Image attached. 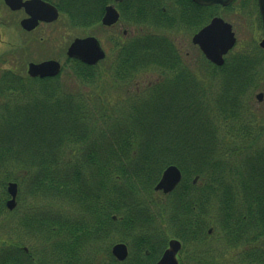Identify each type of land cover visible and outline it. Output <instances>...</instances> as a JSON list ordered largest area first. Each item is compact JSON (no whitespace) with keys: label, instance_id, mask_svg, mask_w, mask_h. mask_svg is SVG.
Segmentation results:
<instances>
[{"label":"trees","instance_id":"16d2710c","mask_svg":"<svg viewBox=\"0 0 264 264\" xmlns=\"http://www.w3.org/2000/svg\"><path fill=\"white\" fill-rule=\"evenodd\" d=\"M92 1V11L89 0H63L60 8L88 27L102 15L101 0ZM169 1L179 8L174 11ZM251 1L258 10L257 0ZM219 8L191 0H127L123 13L127 23L152 31L171 30L177 20L197 30ZM138 41L126 53L128 66L136 60L141 69L167 71L177 57L153 34ZM240 55L215 75L202 78L185 70L186 75H159L144 88L135 84L138 75H115L129 89L110 107L102 99L91 103L90 95L66 94L56 78L18 77L13 92L24 90V101L0 109V185H26L29 195L44 202L21 223L42 248L29 249L28 256L18 240L4 242L0 264H89L85 255L96 244L136 230L139 258L133 264H155L167 248L170 224L185 244L208 239L217 226L238 245L264 236V120L242 103L256 87L259 63ZM77 74L84 83L99 80L82 68ZM211 80H217V92ZM171 165L183 180L167 205L156 200L154 187ZM5 201L0 196V209ZM106 254L113 264H123L109 249Z\"/></svg>","mask_w":264,"mask_h":264},{"label":"rangeland","instance_id":"374dc122","mask_svg":"<svg viewBox=\"0 0 264 264\" xmlns=\"http://www.w3.org/2000/svg\"><path fill=\"white\" fill-rule=\"evenodd\" d=\"M59 2L60 4H62L63 0H59ZM168 3H172V8H174L173 9L174 11H176V9L179 8L175 4V2L169 1L167 2V4ZM218 7L220 8L217 12V16L222 17L227 23L232 25L233 32L235 33L237 39L233 51L225 57V60L227 62L229 61L228 64L231 65L234 58H239L238 55L242 53V55L240 56L250 57L255 62L259 63V67L255 69L256 72L259 73V75H257L258 79L254 83L256 87L248 90L247 94H245V96L242 98V103H245V105L247 106L246 109L247 111H250V114H253L255 117L258 118V120L262 119L263 121L264 100L262 103H260L256 99L257 94L259 93L264 94V75H263L264 50H261L259 48V43L263 39V31H262L259 12L256 9L255 4L251 0H235L234 3L230 5L228 8H222L221 6ZM206 8H210V7H206ZM0 14L3 16V20L2 19L1 20L6 24L1 30L0 89H5V88L13 89L15 86L19 89L20 84L15 85L16 80L18 79V77H23L27 79L28 75H4L5 73H3V71L7 69L22 71L25 67L24 64L28 62L34 55L32 54L28 55L29 52H25L23 49L21 50L20 45L22 44L23 38H21V35L19 34L16 26L11 24L10 21L8 22V19H6L5 17L6 15L3 12L1 5H0ZM70 20L71 19L67 15L62 14L61 18L59 19L57 25L54 28L46 29V34H45L46 40H44L41 43V46H39L42 48L38 58H40L41 60H48L51 58L53 59L59 57L65 59L64 52L67 49L68 45L75 38H85L88 36L96 37L102 45L104 44L109 48L108 40L113 38L111 36L112 34L104 30L100 23L95 24L91 27H82L80 25L73 26ZM176 23H177L176 26H174L173 29L171 30L156 29L152 31L151 28L142 26V24L140 26L133 23L126 24V27L124 29L127 30L126 36H130L131 38H135V37L137 38V36L143 37L145 35L151 36L153 34L154 36L161 38V40L163 39L166 40L168 44L174 46V49H177V51L180 53L178 57H181L183 59L188 70H190V72L193 74L195 73L194 75H199L202 78L204 77L206 78V76L208 75H213L216 72L218 73L221 72V68L223 69L227 65L226 61L222 67L218 68L217 66L211 64L209 61L207 60L205 61V56L203 55V53L199 50L197 46H195L192 43V39L194 35L197 34L198 31L201 30L204 26H206L207 23L198 27L199 29L197 30L196 28H192V27L187 28L182 26L179 23V20H177ZM117 31H119V28L117 29ZM57 36L58 39L56 42H54V38H56ZM11 44L17 47L16 50L18 51L16 53H12L11 50L13 48L11 47ZM37 49L38 48L36 47L33 49V51H37ZM34 58H36V55L34 56ZM106 66L107 63L106 64L102 63L97 68L99 80L97 83L94 84L84 83L76 76L78 75L77 72L76 75L72 73L69 66H67L64 73L62 75H59L56 79L58 85L61 87V89H63V91L66 94L74 95V96H77L79 93L82 94L83 96L90 95L88 99L91 101V103L97 101L98 99H102V103H104L106 107L108 106L110 107V105L113 106L117 104L116 102L121 101L123 98H125L129 88L126 85H122L120 82L116 81L114 77H112L113 75H107ZM153 67L154 66H151L150 69H147V71L145 70L146 72H143L142 75H138L136 77L135 79L136 86H139V88H144L145 86H148L149 82H155L159 80L160 76L157 75L159 72V68L157 67L153 68ZM180 69L181 68L177 69V71H179L180 73L181 72L184 73V71L186 70V69L185 70L183 69L180 70ZM205 81H207L210 85L211 83L210 81H208L207 79ZM216 82L217 80L212 81L213 85L211 86V89L214 92L218 91L217 87L215 86ZM32 86L34 87L35 85H31V87ZM38 89L39 86L36 85L35 92H37ZM21 92H24V90L22 91V89H20V91H16L12 93V95H9L8 92V100L5 101L1 98L0 101L3 100V104H4L3 106H6L7 104L10 105L9 107L16 108L24 101L23 96L25 95ZM115 108L116 107L114 106V109ZM242 114L243 117H241ZM244 115L246 114L242 110L240 117L243 119ZM263 140L264 137L260 140L259 147L263 146L264 143ZM72 155H75V153ZM11 168H9V171L13 172ZM15 172L18 173L19 171H15ZM9 183H15V182L11 181L5 183L2 186L0 185V196L2 202L10 198L9 194H7V188ZM16 184L18 185V183ZM156 194H157L156 200H158L160 203H165L167 205L172 203L173 197L168 200L165 195L160 193H156ZM170 201L171 203H169ZM17 202H18L17 203L18 207H16L12 211V213H9L6 208L0 209L1 212L0 213V253L8 248V245L4 246L2 244L7 241L11 243L12 239L13 241L18 240V242H21L22 244L25 245L26 248L31 250L39 251L42 248L41 244L38 242L36 238L25 235L24 230L21 229V223L23 221L22 217L25 211H28V215H31L32 209L35 206L36 207H39V205L40 207L41 205L44 206V202L42 203L39 198L37 199L29 195L28 187H26V185H24L22 188H20L18 185ZM25 206H27V209H25ZM65 208L69 209L70 212L72 210V212L74 213L72 207L65 205ZM174 228L171 229V224L165 227L167 246L171 239H178L176 238L175 235V232L177 230ZM223 233L224 231L222 229L220 230V228L217 226L216 232L213 231L212 236L209 237L208 240L211 244V248L214 251V253L216 251V247H218L216 246V244L218 245V242L220 241L219 242L220 249L221 250L223 249L222 251H220L221 255L223 256L224 253H226V255L223 258L220 257L222 259L219 260L218 262L211 261L214 259L213 256L211 258L206 257L205 264H242V262L243 264H252L250 261H246L243 258L244 254H243L242 246H244V244L238 245V247L235 250H231V251L224 250V246H225L224 241H226L224 238L226 236ZM139 235L140 233L137 230L132 232H126L122 235L121 234L112 235L106 241L102 243H98L93 248H91V251L86 253L85 257H87L86 259L90 258L91 263L89 264H108V263L113 264L108 258L106 251L109 249V252L111 254V248L113 245L118 243H125L129 250V257L123 264H133L139 258V254L136 249L137 237ZM191 243H192L191 241H189L187 244L184 243L186 245L185 249L189 248L190 252L192 250ZM262 245L264 247V242H262ZM189 251L188 250L185 251V253L188 255V258L191 256L190 254H188L190 253ZM214 253L211 255H215ZM193 258L195 260L197 259L195 255L193 256ZM207 259L209 261H207ZM185 263L192 264L190 258L188 260L187 257L184 261V264ZM253 264H257V263H253Z\"/></svg>","mask_w":264,"mask_h":264},{"label":"flooded vegetation","instance_id":"af4514ba","mask_svg":"<svg viewBox=\"0 0 264 264\" xmlns=\"http://www.w3.org/2000/svg\"><path fill=\"white\" fill-rule=\"evenodd\" d=\"M32 1H41V2L49 4L50 6H52L57 11L58 18H57V20H55L53 22H45V21H42V20H38L36 22L35 27L30 29V30H28V29L23 28L22 23L24 21L33 20V18L39 14L37 12L39 10L38 9V5H32L30 7H22L20 9L13 10L11 7H9L5 3V0H0V5H1L2 9H3V12L6 15L5 16L6 19H8V22L10 21L11 24L16 26L19 34L21 35V38H23L22 44L20 45L21 46V50L23 49L25 52H29L28 55H31V54L34 55V56L36 55V58H34V56H32V58L29 56L31 58L30 59L31 61L28 59L29 61L24 64L25 67H24V69L22 71L14 70V69H7V70L3 71V73H5L4 75H29V66H30V64H37L38 65V64H42V63L48 62V61H55V62L60 64L61 70H60V73L58 75H62L64 73V71L66 70L67 66H69V68L71 69L72 73L75 74V75H76V72L79 70V68H82L85 71L86 75H94V74H98L97 68L102 63L103 64L107 63V66H106L107 71H106V73H107V75H113L112 77H114L115 80H116L115 75H142L143 72H146L147 69H150L151 66L150 67L148 66V67H146L144 69L143 68L141 69L140 68V62H138L136 60H134V63H132L131 66L126 65V62H125V61H127L126 53L130 51L129 48L134 47V46H136V45H138L140 43L138 41V38H140V37H138V36H137V38L135 37V39H136V41H135V40L130 39L131 38L130 36H126L127 35V33H126L127 30L124 29V28L126 27V24H128V23L125 21L123 10L125 8V4H126L127 0H123V1L101 0V4L99 5V11H100V13L102 15H101V17L99 19V23L101 24V26H102V28L104 30H106V31H108V33L112 34L111 36L113 38L108 40L109 48L106 45H104V44L102 45L100 43L101 48H102L103 52L105 53V58L102 61H100L96 66H90V65L84 64L80 60L75 59V58H70L67 55L68 49L71 46V44L76 39H79V38H75L68 45L67 49L64 52L65 59L62 58V57L53 58V59L51 58V59H48V60H41L40 58H38L39 54L41 53V48H42V47H39V46H41V43L44 40H46L45 39L46 29L47 28H54L57 25L59 19L61 18L63 12L61 11V8H60L61 4H60L59 0H22L23 3L32 2ZM89 3L91 4L90 8H91V11H92V9H93V1L89 0ZM109 7H113L116 10V12L119 15V19L113 26H104L102 24V20H103L105 14H106L107 8H109ZM215 17H217V16H214L209 21V23ZM1 19L3 20V16L0 14V33H1L2 28L6 25L5 22H3ZM70 21H71V24L73 26H77L78 25L75 17L71 18ZM91 26H93V25H91ZM91 26H88V27H91ZM118 28H119V31H117ZM88 37H94V36H88ZM85 38H87V37H85ZM57 39H58V36L56 38H54V42H56ZM260 43H259V48L261 50H264V48H262L260 46ZM0 45H1V42H0ZM11 47L13 48L11 50L12 53H16L18 51V50H16L17 47H15V45L11 44ZM36 47L38 48L37 51H33V49L36 48ZM173 52H175L177 57L174 58V61L168 66L167 71H164L163 67H159V72L160 73L159 72H158V74L156 73L157 75H186L187 74L186 72H185L186 73L185 74L183 72L180 73L179 71H177L178 68H181L183 70H185V69L188 70V68L186 67L185 62L183 61V59L181 57H178V55H180V53L177 51V49H174V46H172L171 53H173ZM231 52H229L228 55ZM153 68H156V67L154 66ZM153 71H155V70H153ZM35 79H37V78H35ZM53 79H55V78H53ZM152 83L153 82H149L148 86H151ZM137 87H139V86H137ZM8 92H9V95H12V93H14L13 89H10V88L0 89V99L2 98L3 100L7 101L8 100ZM257 95H256V97H257ZM9 99H10V97H9ZM3 100L0 101V109L8 108L10 106V105H7V104H6V106H3L4 105L3 104ZM263 100H264V96H263ZM263 100H262V102H263ZM262 102H260V103H262ZM182 180H183V175H182ZM198 181H199L198 178H194L192 184L197 186V185H199ZM179 185L176 187V189L173 192H171V193H169L167 195L163 194L162 192H156V193H160V194L165 195L166 197L172 198V195L177 190ZM7 194H8V192H7ZM17 197H18V195H17ZM9 199H7L6 202H5V208H6V203L8 202ZM25 209H27V206H25ZM7 211L9 213H12V211H9V210H7ZM23 214L24 215H23L22 218H23V220H25L29 216L28 215V211H25ZM212 234H213V231L210 229L208 231V235L211 237ZM171 240H178L181 243V245H182V249L178 253L179 264H184V261H185L186 257H187L188 260L190 258V261L192 262V264H205L206 257L211 258L213 256L214 259L211 260V261L218 262L219 260H221L226 255V253H224L223 256L221 255L220 251H222L223 249L222 250L220 249V246H219V242L220 241L218 242V245L216 244V246H218V247H216V251L214 253V251L212 250L211 244H210L208 239H206V240H203V239L193 240L192 243H191V246H192V250L190 249L191 252L189 251V248L185 249L186 245L181 240H179V239H171ZM234 241L235 240H233V243L228 242L227 240L224 241V244H225L224 250H227V251L235 250L238 247V242L237 241L234 242ZM262 242H264V236H262V237H260L258 239L256 238V241L253 242L252 245H248L247 243L244 244V246H242L243 254H244L243 258L246 261H250L252 264L253 263L264 264V247L262 245ZM240 245H242V243ZM20 249L26 255L29 256V249L26 248L25 245L20 247ZM187 250L190 252L188 254L191 255L189 258H188V255L185 253V251H187ZM212 252L215 255H211V254H213ZM194 255L197 257L196 260L193 258ZM220 257H222V258H220ZM207 261H209V260L207 259ZM185 264H187V263H185ZM242 264H243V262H242Z\"/></svg>","mask_w":264,"mask_h":264},{"label":"water","instance_id":"95a60500","mask_svg":"<svg viewBox=\"0 0 264 264\" xmlns=\"http://www.w3.org/2000/svg\"><path fill=\"white\" fill-rule=\"evenodd\" d=\"M123 1V0H115ZM195 4L203 7H210L220 5L222 7L230 6L234 0H191ZM5 3L13 10L22 7H30L38 5V15L33 20L24 21L23 28L32 29L35 27L38 20L45 22H53L57 20V11L47 3L41 1H32L23 3L22 0H5ZM258 8L262 20V27L264 33V0H258ZM119 19V15L113 7L106 10V14L102 20L104 26H113ZM1 41V35H0ZM237 42L232 25L225 22L221 17L214 18L206 27L201 29L194 35L192 43L198 46L205 58L217 67H221L225 63V56L235 47ZM264 48V39L260 43ZM67 55L70 58L80 60L82 63L96 66L105 58L100 42L95 37H87L83 39H76L68 49ZM60 64L55 61H48L42 64H30L29 76L32 78H53L60 73ZM263 94L257 95V100L262 102ZM182 181V173L176 166H169L162 174L161 179L155 186V192H162L167 195L173 192ZM7 192L10 200L6 203V208L13 211L17 207L18 185L16 183H9ZM182 249V245L178 240H171L168 248L163 253L161 259L156 264H179L178 253ZM112 256L118 262H125L129 255L127 245L123 243L116 244L111 250Z\"/></svg>","mask_w":264,"mask_h":264}]
</instances>
